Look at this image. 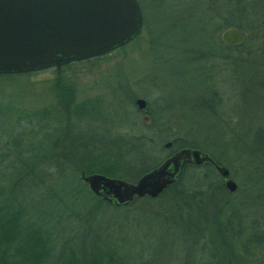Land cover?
<instances>
[{"label":"rangeland","instance_id":"374dc122","mask_svg":"<svg viewBox=\"0 0 264 264\" xmlns=\"http://www.w3.org/2000/svg\"><path fill=\"white\" fill-rule=\"evenodd\" d=\"M139 1L146 23L138 38L124 47L98 60L60 67L58 72L49 68L0 74L1 202L14 191L9 188L11 181L5 180L9 170L7 166L11 161L15 164L16 159L28 153L35 156V170L44 169L46 173L41 184L39 182L31 186L33 188L30 187V195L22 191L26 195L22 206L28 207L31 199L38 205L40 193L45 189L60 188L64 184V173L60 170L64 164L58 165L46 152L49 143L56 140L55 135L59 132L66 131L60 135L61 142L54 145L56 151L62 148L64 141L67 143L69 137L72 149L77 154L81 149L75 140L79 138L86 140L88 150L93 147L92 154L98 150L106 151L115 141L124 148H128L131 143H139L140 156L147 163L157 160L160 163L167 157V148L163 147L166 141L178 138L180 142H187L193 139L201 144L203 138L212 142L205 148L216 155L219 165L229 170L230 179L236 183L235 191L229 194L222 187L223 181L216 172L210 173V167H194L196 175L203 177L199 182L200 189L206 190L210 177L217 176L219 179L217 185L215 182L207 188L209 198L204 201V211L200 214L204 227L207 226L206 219L210 222L209 226L223 229V221L229 220L224 218V213L231 214V217L240 216V224L228 227L230 231L235 228L239 233L234 241L237 247L233 250L235 257L232 262L264 264V165H248L241 156L252 147L250 139L256 133L254 128L259 127L264 131V87H250V92L244 90L235 78L232 62L220 55L202 61L205 66L199 72L196 69L198 63L188 60L192 54L187 49L192 45H200H196L197 29L203 25L204 12L210 14V10H214L215 1ZM199 47L203 48L202 51L207 50L205 45ZM231 53L237 59L248 55L242 51ZM56 79L60 81V88L54 83ZM202 96H205L203 100L213 97L210 111L202 110L204 105L200 106L199 101ZM136 98H142L147 103L146 119L136 109ZM194 124L208 126L198 127ZM245 129L247 137L243 139L241 134ZM47 134L50 137L48 142L44 139ZM15 140L24 148L21 151L19 147L20 156L15 152L18 148ZM238 143L241 148L236 150ZM29 144L33 147H29ZM28 147L31 149L26 151ZM115 152L122 153L121 150H114L109 151L107 156L114 157ZM65 165L70 174L72 165ZM73 171L71 179L76 183L73 185L81 189L78 182L80 176ZM92 173L105 175L98 171ZM188 174L194 176L192 172ZM187 185L188 188L193 186L190 181H187ZM83 189L87 191V185ZM259 193L263 194V198L256 197ZM167 201L166 197L161 196L143 203L146 206L143 213L129 211L128 216L122 219L125 212L121 209L100 206L98 211L93 212L88 209V205L84 207L80 203L71 210L72 213L67 208L54 216L53 222L40 223L47 226L45 236L49 249L53 247L52 251H57L61 257L60 262L56 259L58 264H86L96 249L92 246L84 248L80 243L90 238L98 240L97 247L109 244L116 255L127 256L126 250L130 247L132 255L137 256L134 252L142 251L143 258L147 257L148 250H155L163 243L166 250L163 248L159 255L160 264H178L175 258L180 253L174 257L175 251L170 245L173 233L178 230H172L170 213L166 210ZM48 204L45 202L40 207L38 213L41 217H44V209L49 208ZM34 213L37 212L34 210ZM21 218L27 221L28 210L22 212ZM118 222L121 224L119 230L115 228ZM85 227L88 231H85ZM22 228L19 227L20 233ZM114 229L117 230L115 235ZM13 231H16L15 227ZM97 232L99 236L95 234ZM251 232H256L254 239H259V242L246 253L240 242ZM108 235V241L102 244Z\"/></svg>","mask_w":264,"mask_h":264},{"label":"trees","instance_id":"16d2710c","mask_svg":"<svg viewBox=\"0 0 264 264\" xmlns=\"http://www.w3.org/2000/svg\"><path fill=\"white\" fill-rule=\"evenodd\" d=\"M212 1H215L214 10H210V14H205L204 12L205 20L203 21V25L197 29L198 37H196V45H205L207 46V50L202 51L203 48L199 47L200 45L198 47L192 45L191 48L187 49V52H191L192 54L189 59H187L198 63L199 66H196V69L199 72V70L203 69L205 66L202 64V61H209L214 55H220L225 58L226 61L232 62L233 71L236 74L235 78H237L239 84L244 90H248V92H250V87L252 89L253 87H264V0ZM137 2L141 10L143 7L139 0H137ZM145 23L146 18L142 15V27ZM229 26L240 29L246 33V37L241 43L236 45H227L218 39L219 36L217 37V33ZM140 32L129 42L135 41ZM255 43H257L256 46ZM126 44L113 50L120 49ZM111 51L101 56L65 64L61 66V68H65L71 64L98 60L106 56ZM233 51H242L248 55L237 59L231 55V52ZM211 66L212 65H209L210 68H212ZM56 80L54 83L57 84V88H60V81L58 79ZM204 98L205 96L199 98V101L201 102L200 106L204 105L202 110L210 111L211 106L213 105V97L209 96L203 100ZM217 100L218 98L215 99V101ZM196 103L194 106L197 105ZM194 125L198 127L208 126L205 124ZM254 131L256 133L253 138L250 139L252 147L247 150V154L243 153L241 156H243L242 159L248 165H254L256 163L264 165V131L259 127H255ZM63 132H59V134L55 135L56 140L54 139L49 143V149L46 152L50 155V158H52L54 162L58 163V165L71 164L73 167L72 171L74 170L75 173H78L79 175L82 171L84 173L98 171L105 173L107 176L119 178L124 177V180L134 182L141 174L152 169L159 163V160L147 163L145 158L140 156L139 143H131L128 148H124L123 146H120L117 141H115L107 147L106 151L100 152L98 150L97 153L92 154V152H94L92 150L93 147L88 150V143L86 140L79 138V140H75V143L79 145L81 149L77 154L72 149V140L71 137H69L66 139L67 143L63 140L64 144H62V148L59 151H56L54 150V145L61 142L60 135ZM246 133L247 129L243 130L241 134L243 139L247 137ZM239 137H237V139ZM44 139L48 142L50 140L49 135H45ZM201 141V144L193 139L187 142H180V139L173 138L171 139V147L166 149L165 156L172 154L175 150L182 147L198 148L201 151L207 152L212 160L219 164L220 161L217 159L216 155L209 152V150L205 148L206 146L212 145V142H207L206 139L203 138ZM15 143L17 144L16 147H18L15 149L16 155L20 156L19 147L21 151L24 150V148L23 146H19L18 141L15 140ZM29 147L33 146L30 145ZM29 147L26 148V151L31 149ZM239 147L240 145L238 143V145H236V150H238ZM114 150H121L122 153L120 154L115 152L114 154H116V156H107L109 151L113 152ZM236 153L239 155L238 151H236ZM35 161V156L29 153L20 159H16L15 164L11 161L9 166H7L9 170L5 176V180L11 181L9 188L11 190L14 189V191L13 193L7 194V198H4L2 202L0 199V242H16L18 254H21L22 261L26 255L29 262L31 261L29 264H58L56 259L60 262L61 257L58 255L59 253L57 251H52V249H54L53 247L49 249L48 243H46L45 228H47V226L45 225L44 227V225L40 222H43V224L48 223L50 220L53 222V217L57 216L61 211L67 210V208L69 213H72L71 210H74V208L77 207V204L80 203L84 207L88 205V209L93 212L98 211L100 206L111 207L113 210L121 209L125 212V215L121 217L122 219L128 216L129 211L139 212L140 214L143 213L145 210L144 208L146 207L143 203H148L161 196L166 197L168 200L166 210L170 213V220L173 225L172 230H178L176 233H173V242L170 244L175 251L173 254L174 257H177L180 253L179 257L175 258L178 261V264H224L225 262L227 263L228 260H234L235 256L233 254V250L237 247V244H235L234 241L239 236V233L235 230V228H232V231L228 228L234 226L223 225V229H220L215 225L209 226L210 222L205 219L206 222L208 221L207 223L205 222L208 227H204V223L202 221L203 219L200 214H203L204 211V201L209 198L207 188L212 186L215 182L217 185L219 183V179H217V176H212L213 178L210 177L211 179H208V183L206 184V190H203L202 188L200 189L201 186H199V182L203 177L199 178L200 176L196 175V168H194L199 166L185 165L182 169L180 178L176 182L170 184L155 198H150L148 196L140 198L134 197L127 205L115 206L102 200L99 196L92 194L89 192V189L85 191L83 187H85L86 184L80 179V177L78 182L81 185V189L73 185L76 183L73 182V179H71L72 171L69 174V170L67 171L63 165V168L60 170L63 171L62 174L64 173V184H62L60 188L54 187L53 190L45 189L43 193L39 194V199L37 200L38 205H36L35 200L31 199L28 204L29 206L25 208L21 205L23 198L26 197L22 191L24 190L25 194L27 193L30 195V192L32 193L30 187L39 182L41 184L43 181L42 178L46 173V170L44 169L35 170ZM11 165L12 167L9 168ZM201 165L210 167L209 171L213 174L212 171L214 170L211 168L212 166L209 162H204ZM60 170L57 172L59 173ZM191 172L194 176H189L188 173ZM59 175H61V173ZM189 178L193 180H190ZM187 181H190L191 185H193L191 188H188L189 185H187ZM2 188L3 187H0V195L2 193ZM225 191L228 192L227 190ZM228 193L230 194L231 192ZM256 197L261 199V197L263 198V194L259 193ZM45 202L49 203V208L46 210L44 209V217H41L38 212L40 211L42 204ZM138 203L140 204L139 208ZM33 209L37 213H34ZM25 210H28L27 221L21 218V214ZM115 219H117V217H115ZM116 225L117 226L115 228L119 230L121 228V224L118 222ZM13 227L16 229L15 232L13 231ZM19 227H23V231L21 233L19 232ZM85 228V231H88V228ZM226 228L228 229L226 230ZM214 229H216V231H214ZM117 230L114 234H112L115 235ZM41 233L43 234V237ZM95 234L99 236L98 232ZM235 234L236 236L233 237ZM256 235V232H251L240 242L244 252L249 253L250 247L253 248L255 243L259 242V239H254ZM109 237L110 235L104 238L102 244L104 242V244H106ZM84 243L86 245H84ZM96 243H98V240L92 238L87 241L84 240L80 243V246H83L84 248L86 246H92L96 249V252L92 255L93 257H91L86 264H160L159 255L162 254L163 248L166 250L164 244L161 243L155 248V250H148L146 252L148 253L147 257L143 258L141 249V252L139 253L134 252L138 254L136 256L135 254L132 255L133 253H131L130 247H128L129 249L127 248L126 250L127 256H122L120 254H114L115 250H113L114 248L112 246L111 247L113 249L110 248L109 244H106L107 246L101 248V246L97 247ZM250 255H252V251Z\"/></svg>","mask_w":264,"mask_h":264},{"label":"water","instance_id":"95a60500","mask_svg":"<svg viewBox=\"0 0 264 264\" xmlns=\"http://www.w3.org/2000/svg\"><path fill=\"white\" fill-rule=\"evenodd\" d=\"M142 14L137 0H0V74L27 73L60 67L75 61L101 56L118 48L141 30ZM246 33L229 26L219 39L227 45L241 43ZM145 111L142 98L134 100ZM146 119V118H144ZM171 141L163 147L168 148ZM209 162L229 192L236 183L227 178L228 169L215 163L198 148L182 147L134 182L100 173L80 179L89 191L115 206H124L134 197H157L176 182L185 165ZM226 264H235L228 260Z\"/></svg>","mask_w":264,"mask_h":264},{"label":"flooded vegetation","instance_id":"af4514ba","mask_svg":"<svg viewBox=\"0 0 264 264\" xmlns=\"http://www.w3.org/2000/svg\"><path fill=\"white\" fill-rule=\"evenodd\" d=\"M142 112L143 113V118H146V113L147 110L145 111H138V113ZM213 170L216 172V174L221 178V181H223V187L225 188L224 182L226 180V178H222L219 173L215 170L214 166L211 164ZM227 178H230L229 176V170H228V174H227ZM225 190H227L225 188ZM228 191V190H227ZM229 192V191H228ZM224 218H229V220H224L223 224L225 225H232V224H240L241 222V217H231L228 213H224ZM212 218V217H211ZM1 231V229H0ZM29 264V259L28 257L25 255L24 256V260L22 261V257L21 254H18V249H17V244L16 242H0V264Z\"/></svg>","mask_w":264,"mask_h":264}]
</instances>
